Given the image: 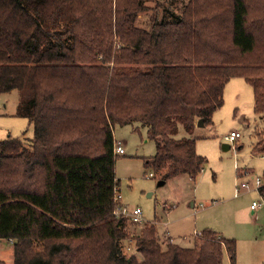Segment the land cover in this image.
<instances>
[{"label": "trees", "instance_id": "16d2710c", "mask_svg": "<svg viewBox=\"0 0 264 264\" xmlns=\"http://www.w3.org/2000/svg\"><path fill=\"white\" fill-rule=\"evenodd\" d=\"M162 6L0 0V93L18 92L15 116L33 132L0 140V239L13 264H224V253L234 264V239L205 230L183 248L160 242L154 224L136 231L114 215V126L146 128L152 177L194 181L206 159L178 132L211 124L231 79L251 86L264 116V0H188L179 14ZM88 38L103 41L98 72L85 69ZM258 193L264 200V185ZM132 242L140 259L124 253Z\"/></svg>", "mask_w": 264, "mask_h": 264}, {"label": "rangeland", "instance_id": "374dc122", "mask_svg": "<svg viewBox=\"0 0 264 264\" xmlns=\"http://www.w3.org/2000/svg\"><path fill=\"white\" fill-rule=\"evenodd\" d=\"M187 1L163 0L162 7L179 14ZM151 14L141 16L138 25L147 28ZM102 42L86 39L89 49L84 65L88 72L101 70L94 63V50ZM17 102L16 90L0 93V140L33 135L28 120L15 116ZM253 103L251 86L243 78H233L224 88L223 105L213 112L211 124L195 126L191 134L180 128L178 137H194L196 153L206 159L194 181L185 174L162 183L157 175L148 176L154 173L144 161L155 154V141L149 140L146 128L137 123L114 126L113 137L122 142L125 151L123 155L115 153L116 207L129 212L140 207L145 219L136 231L144 224H154L160 242L192 248L199 233L209 230L235 240L234 264H264V200L252 180L259 177L264 184V152H253V148L264 146V116L255 114ZM231 131L240 137L229 143L224 136ZM241 182L248 186L236 195L235 187ZM252 202L259 203V208L252 210ZM164 223L169 236H165ZM132 228H128L129 234L136 232ZM128 246L124 253L140 259L133 242ZM223 263L231 264L226 253ZM0 264H13L12 245L5 239H0Z\"/></svg>", "mask_w": 264, "mask_h": 264}, {"label": "built area", "instance_id": "2783aa9c", "mask_svg": "<svg viewBox=\"0 0 264 264\" xmlns=\"http://www.w3.org/2000/svg\"><path fill=\"white\" fill-rule=\"evenodd\" d=\"M239 137H240V135L237 132L232 131L227 136H224V140L230 143V142L235 141ZM114 153H116L117 155H123L124 154V149L122 147V142L115 141V143H114ZM148 176L152 177V174L149 173ZM252 180H253L254 184L257 186V191H258L259 187L264 185L261 182L259 177L252 178ZM247 186H248V184H246L244 182H241L240 185H239V188L235 187V194L236 195L239 194L240 189H244ZM116 191L118 192V189ZM259 206H260L259 203L252 202L251 205H250V208L252 210H256L257 208H259ZM114 215L115 216L125 217L130 222L135 223V224H142L144 222V218H143V215H142V210L140 209V207H135L134 209H132L131 212H129L125 207H121V206L119 207L118 206L114 210Z\"/></svg>", "mask_w": 264, "mask_h": 264}, {"label": "crops", "instance_id": "0c3cea01", "mask_svg": "<svg viewBox=\"0 0 264 264\" xmlns=\"http://www.w3.org/2000/svg\"><path fill=\"white\" fill-rule=\"evenodd\" d=\"M28 124H29V122H28ZM29 126H30V124H29ZM30 127H31V126H30ZM231 132H232V131H231ZM114 140H115V139H114ZM115 141H116V140H115ZM124 153H125V151H124ZM144 219H145V218H144ZM164 224H165V226H164V227H165V230H164L165 236H166V235L169 236V235H168V232H167V231H168L167 225H166V223H164Z\"/></svg>", "mask_w": 264, "mask_h": 264}, {"label": "water", "instance_id": "95a60500", "mask_svg": "<svg viewBox=\"0 0 264 264\" xmlns=\"http://www.w3.org/2000/svg\"><path fill=\"white\" fill-rule=\"evenodd\" d=\"M196 126L198 127H202L203 126V122L202 120H199L197 123H196ZM162 183V182H161Z\"/></svg>", "mask_w": 264, "mask_h": 264}]
</instances>
